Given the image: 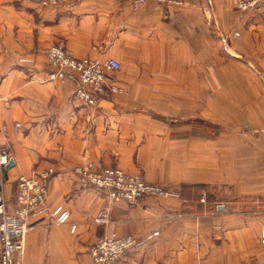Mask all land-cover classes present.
Segmentation results:
<instances>
[{
  "label": "crops",
  "instance_id": "crops-1",
  "mask_svg": "<svg viewBox=\"0 0 264 264\" xmlns=\"http://www.w3.org/2000/svg\"><path fill=\"white\" fill-rule=\"evenodd\" d=\"M236 5L237 0H148L141 7L133 0H64L60 5L0 0V141L14 159L10 167L0 165V201L13 209L17 176L51 166L48 209L67 208L77 223L72 231L70 223L57 224L47 213L29 230L19 264H90L91 242L111 234L143 240L118 264H264V159L241 179H218L213 172L196 178L193 164L184 169L161 157L162 152L194 151L195 143H170L136 124L153 120L135 112L138 106L169 105L184 97V83L179 86L174 78L194 61L196 26L218 25L222 39L256 76V83L240 81L246 88L241 97L250 128L264 138V5L248 11ZM205 10L209 18L196 19V11ZM58 41L77 56L120 62L124 91L101 101L113 105L111 112L81 105L73 97L72 80L48 78L44 49ZM158 76L170 82L153 85ZM186 86L194 88V82ZM153 87L161 91L155 94ZM257 150L264 152V146ZM89 161L142 169L148 180L170 183L178 193L134 204L119 201L109 221L99 225L94 216L105 198L74 171ZM216 182H230L224 201L200 193L201 184Z\"/></svg>",
  "mask_w": 264,
  "mask_h": 264
},
{
  "label": "rangeland",
  "instance_id": "rangeland-1",
  "mask_svg": "<svg viewBox=\"0 0 264 264\" xmlns=\"http://www.w3.org/2000/svg\"><path fill=\"white\" fill-rule=\"evenodd\" d=\"M236 9L239 8L237 7ZM206 14L207 10L204 12L196 11V19H198V16L209 18V14ZM220 29L218 25L211 27V30L208 27L202 30L201 26H196V56L194 61L190 62L188 66L186 65L183 71H178L174 78L177 80V85L179 84L180 86L184 83L186 87L184 97L178 96V101L169 105L151 103L138 106L135 112H145L152 115L153 120H138L136 124L138 127L140 125L145 126L147 131H152V134L155 133L162 136V138H168L170 143L175 140L195 143L196 149L194 151L162 152L161 157L169 161L174 160L180 165L179 167L182 168L184 166V169L189 168L187 165L193 164L196 168V178L208 177V173L213 172L218 179H224L225 175L230 178L241 179L240 177L246 175L247 171H256V162L264 159V152L257 150L258 146L260 149L264 146V138L258 129L250 128L249 123L252 121H247L249 117L246 118V111L244 110L247 106L241 97L246 88L241 87L240 81L256 83V76L248 67V69L246 68V64H244V62H247L246 59L228 47L226 41L221 37L222 32ZM58 42L66 45L63 41ZM154 76H156L155 73ZM117 77L119 79L118 82L122 85L119 74H117ZM260 77L264 81V73L260 72ZM260 77L259 79H261ZM162 82L168 83L170 81L168 79L161 81L158 76L157 80H153V85ZM193 82L194 88L186 86L187 83L192 84ZM160 89L153 87L155 94L161 91ZM187 90L190 93H187ZM112 94L105 95L102 100L110 99ZM73 97L80 100L75 97V94H73ZM158 99H161V96ZM80 101L82 102L81 105L89 108V111L95 107L98 108L96 112L107 110L111 112V107L113 106L112 104L110 107L103 106L101 102L92 106L82 100ZM242 101L243 103H241ZM106 122L112 123V120ZM89 123L91 127H95L96 123L94 121ZM247 146L249 150H245ZM98 164H116L120 166L117 162H98ZM252 164L255 166L251 167L250 165ZM120 167L125 171L132 172L122 166ZM35 169L38 168L32 169L31 172ZM134 172L141 173L147 181L173 187L172 184L163 181L148 180L142 169ZM15 182L17 184V178ZM226 183L230 184V182H216L215 185H208V187L205 184H201L202 187L199 190L202 195L205 194L213 201H224L230 194ZM86 185L94 187L89 183H86ZM94 188L97 189L96 187ZM208 188L210 189L208 190ZM210 190H212V193H210ZM175 191L177 194L178 191L176 189ZM144 198L136 202L121 201L134 204Z\"/></svg>",
  "mask_w": 264,
  "mask_h": 264
},
{
  "label": "built area",
  "instance_id": "built-area-1",
  "mask_svg": "<svg viewBox=\"0 0 264 264\" xmlns=\"http://www.w3.org/2000/svg\"><path fill=\"white\" fill-rule=\"evenodd\" d=\"M43 4L60 5L64 0H40ZM148 0H133L136 7ZM170 2L175 0H157ZM264 0H237L241 10L260 8ZM46 67L50 80L74 82L75 97L88 105H98L102 97L123 91L118 82L120 62L113 57L98 59L91 56H77L64 43H53L44 49ZM12 159L0 141V165L6 166ZM75 173L86 183L101 191L106 202L94 216V222L104 225L110 219L113 205L121 200L136 202L144 197H163L176 194L173 187L147 181L139 172H128L116 164H98L94 161L77 165ZM55 173L51 166L35 169L29 174L17 177V204L8 209L0 201V264H19L17 256L24 252L25 239L29 230L42 221L47 213L57 224L70 223L75 231L77 223L71 221L67 208L50 211L47 206L50 180ZM260 242L264 244V224ZM143 240L133 234H112L96 238L88 248L90 264H118L128 253L139 247ZM248 264H254L249 262Z\"/></svg>",
  "mask_w": 264,
  "mask_h": 264
},
{
  "label": "water",
  "instance_id": "water-1",
  "mask_svg": "<svg viewBox=\"0 0 264 264\" xmlns=\"http://www.w3.org/2000/svg\"><path fill=\"white\" fill-rule=\"evenodd\" d=\"M14 163V159L12 158L9 163L6 165V167H10ZM219 209H224L223 205H220Z\"/></svg>",
  "mask_w": 264,
  "mask_h": 264
}]
</instances>
